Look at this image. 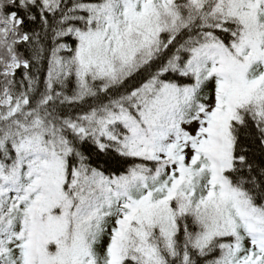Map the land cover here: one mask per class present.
Segmentation results:
<instances>
[{"label": "snow or ice", "instance_id": "obj_1", "mask_svg": "<svg viewBox=\"0 0 264 264\" xmlns=\"http://www.w3.org/2000/svg\"><path fill=\"white\" fill-rule=\"evenodd\" d=\"M0 264H264V0H0Z\"/></svg>", "mask_w": 264, "mask_h": 264}]
</instances>
